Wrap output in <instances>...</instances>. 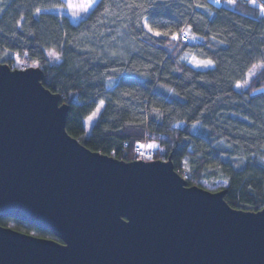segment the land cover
<instances>
[{
    "label": "trees",
    "instance_id": "obj_1",
    "mask_svg": "<svg viewBox=\"0 0 264 264\" xmlns=\"http://www.w3.org/2000/svg\"><path fill=\"white\" fill-rule=\"evenodd\" d=\"M227 1L97 0L72 23L54 11L64 0H0V63L11 67L18 55L26 67H38L44 87L70 106L66 132L87 149L132 161L137 142L154 141L160 148L152 160L170 158L177 173H189L188 185L223 184L217 190L226 189L231 207L259 211L264 0ZM145 22L168 35L154 36ZM189 29L194 43L170 39ZM190 56L213 66L195 68L185 60ZM259 63L263 67L238 90ZM101 101L86 132L84 119ZM13 221V229H32ZM34 235L59 241L43 230Z\"/></svg>",
    "mask_w": 264,
    "mask_h": 264
},
{
    "label": "water",
    "instance_id": "obj_2",
    "mask_svg": "<svg viewBox=\"0 0 264 264\" xmlns=\"http://www.w3.org/2000/svg\"><path fill=\"white\" fill-rule=\"evenodd\" d=\"M38 67L0 63V264H264V208L188 185L168 158L124 161L65 129Z\"/></svg>",
    "mask_w": 264,
    "mask_h": 264
},
{
    "label": "rangeland",
    "instance_id": "obj_3",
    "mask_svg": "<svg viewBox=\"0 0 264 264\" xmlns=\"http://www.w3.org/2000/svg\"><path fill=\"white\" fill-rule=\"evenodd\" d=\"M214 3L216 4H225V1L226 0H219V3L216 2V0H213ZM65 2V7L62 9V10H54V11H58L59 13H62V14H65L69 17L70 21L72 23H77L79 22L81 19H83L86 14L90 11V9L94 6V4L97 2V0H64ZM88 3H91L92 4V7L88 9L87 12L85 11H82L81 8L82 6H85L87 5ZM69 5H71L72 7H69ZM184 32H188V35L186 36L187 39L186 40H189L188 42H191V43H194L195 42V39H192V37H194V35L192 33L189 32V30H185ZM189 38V39H188ZM191 57L193 56H190V57H186V61L188 62L189 59H191ZM14 63L13 65L11 66L12 69H25L27 68L26 65L24 64L23 60L21 58H19L18 55H14ZM199 60V59H198ZM19 61V62H18ZM189 63V62H188ZM190 65H192L191 63H189ZM193 66V65H192ZM262 64L259 63L257 65H255L254 67H252V69L247 73L246 75V78H245V81L243 82H239V84H241L242 86L240 88H237L238 90L239 89H242L244 88L249 80L254 76L256 75V73L262 68ZM203 69V68H202ZM247 81V83H245ZM258 91H261L264 93V86L261 87ZM99 107H102L101 104L98 105ZM97 106V107H98ZM96 107V108H97ZM96 110V109H95ZM94 110V111H95ZM92 114V113H91ZM90 114V115H91ZM89 115V116H90ZM98 115V114H97ZM97 117V116H96ZM96 117L93 119V121H88V116L84 119V127H85V130L86 132H89L90 128H91V125L93 124V122L95 121ZM181 124V123H180ZM145 142V146H147L148 144H155L156 147L155 148H152L153 149H158L160 148L159 144L154 142V141H144ZM223 184H220V183H216V184H208L206 182H201V187L205 188V189H208V190H211V191H214V190H217L219 187H221ZM4 224H6L5 226H9V227H12L14 228L15 227V222L11 219H6L5 222H3ZM29 234H32L34 235L36 232H37V229H29L28 230Z\"/></svg>",
    "mask_w": 264,
    "mask_h": 264
},
{
    "label": "snow or ice",
    "instance_id": "obj_4",
    "mask_svg": "<svg viewBox=\"0 0 264 264\" xmlns=\"http://www.w3.org/2000/svg\"><path fill=\"white\" fill-rule=\"evenodd\" d=\"M217 3H219V0H216ZM253 3H255V0H253ZM69 7H72L71 5H69ZM92 7V4L91 3H88L87 5L85 6H82L81 10L82 11H85L87 12L89 8ZM261 12L264 13V7L261 8ZM144 28H146L148 30V32H151L154 36H161V35H164V36H167L168 33L167 32H164V33H161L160 31H156L154 30L152 27L149 26V24L147 22L144 23ZM190 31V29H189ZM183 35L184 36H187L188 35V32H183ZM171 40L175 41L178 39V36L176 33H172L171 34V37H170ZM192 39H195V37H192ZM49 55L52 56V57H55L56 59H59V57L56 55L55 52H49ZM185 57H181V59H184ZM19 62V61H18ZM189 63H191L193 65V67L195 68H204V69H207V68H210L213 66V61L212 60H198L196 57H191V59H189L188 61ZM35 66V65H34ZM247 83V81L245 82ZM242 85L237 83L236 84V87L237 88H240ZM101 106H103V101H101ZM101 111V107H97L95 111L92 112V114L90 116H88V121H93V119L97 116V114ZM154 111L158 112L159 110L158 109H154ZM193 127H195V125H193ZM141 148H149V149H152V148H155L156 145L155 144H148L147 146L145 145H140ZM140 155H144L143 152L140 153Z\"/></svg>",
    "mask_w": 264,
    "mask_h": 264
},
{
    "label": "built area",
    "instance_id": "obj_5",
    "mask_svg": "<svg viewBox=\"0 0 264 264\" xmlns=\"http://www.w3.org/2000/svg\"><path fill=\"white\" fill-rule=\"evenodd\" d=\"M177 36H178L177 40L185 41L187 39V37L183 35V31L179 32L177 34ZM144 144H145L144 141L137 142V144L135 145L134 150H133L134 155L138 159H142V160L152 159L155 155V151L152 149H149L147 147L141 148L140 145H144ZM141 152H143L144 155H140ZM179 175L185 180L189 179V173L188 172H182L181 171V172H179Z\"/></svg>",
    "mask_w": 264,
    "mask_h": 264
},
{
    "label": "crops",
    "instance_id": "obj_6",
    "mask_svg": "<svg viewBox=\"0 0 264 264\" xmlns=\"http://www.w3.org/2000/svg\"><path fill=\"white\" fill-rule=\"evenodd\" d=\"M229 1V0H228ZM228 1H227V3H228Z\"/></svg>",
    "mask_w": 264,
    "mask_h": 264
}]
</instances>
